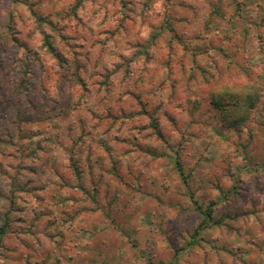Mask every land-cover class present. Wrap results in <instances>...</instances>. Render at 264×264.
<instances>
[{
	"label": "rangeland",
	"instance_id": "1",
	"mask_svg": "<svg viewBox=\"0 0 264 264\" xmlns=\"http://www.w3.org/2000/svg\"><path fill=\"white\" fill-rule=\"evenodd\" d=\"M3 224L0 264H264V0H0Z\"/></svg>",
	"mask_w": 264,
	"mask_h": 264
},
{
	"label": "trees",
	"instance_id": "2",
	"mask_svg": "<svg viewBox=\"0 0 264 264\" xmlns=\"http://www.w3.org/2000/svg\"><path fill=\"white\" fill-rule=\"evenodd\" d=\"M43 46L48 52L58 59V53L49 41L48 36H45ZM210 101L214 109L218 112L217 114L222 123L227 126L230 124L234 126L236 122L243 120V115L246 111L250 110V108L254 106V103L250 102L244 95L240 96L239 93L231 95L229 93L226 96H213ZM195 209L202 216L204 223L210 221L213 224L220 225V222L214 218L213 209L210 205L205 209L195 205ZM5 227V224L0 227V242L1 237L5 234Z\"/></svg>",
	"mask_w": 264,
	"mask_h": 264
}]
</instances>
